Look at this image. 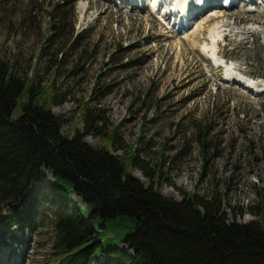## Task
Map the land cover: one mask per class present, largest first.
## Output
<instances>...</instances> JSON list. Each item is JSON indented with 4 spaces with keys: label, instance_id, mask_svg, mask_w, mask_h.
Listing matches in <instances>:
<instances>
[{
    "label": "rangeland",
    "instance_id": "obj_1",
    "mask_svg": "<svg viewBox=\"0 0 264 264\" xmlns=\"http://www.w3.org/2000/svg\"><path fill=\"white\" fill-rule=\"evenodd\" d=\"M37 1L0 5V16L6 8L12 15L11 27L0 17V55L16 59L22 72L44 85L41 98L50 101L53 87L59 90L53 109L63 117L62 131L83 127L80 106L88 102L140 151L149 169L161 167L173 182L161 186L166 195L217 192L230 219L264 224V63L252 60L264 45V0H236L233 6L191 0L195 10L187 16L177 0H77L79 37L71 47L45 40L46 8L55 0H45L44 7ZM22 9L31 20L20 27L13 17ZM29 97L25 91L14 117ZM86 139L108 143L99 135ZM133 171L150 182L140 168ZM53 190L84 209L64 180L47 184L44 194L31 189L37 195L29 211L34 226L19 220L3 230L0 264H51ZM111 221L102 234L104 248L134 228L130 217ZM103 259L101 253L93 264Z\"/></svg>",
    "mask_w": 264,
    "mask_h": 264
},
{
    "label": "trees",
    "instance_id": "obj_2",
    "mask_svg": "<svg viewBox=\"0 0 264 264\" xmlns=\"http://www.w3.org/2000/svg\"><path fill=\"white\" fill-rule=\"evenodd\" d=\"M6 1L0 0V5ZM76 1L55 0L46 8L50 32L45 40L68 47L76 43ZM37 2L44 7L45 0ZM22 10L13 17L20 27L31 20ZM0 17L12 26L9 9ZM261 46L252 59L257 64L264 63ZM18 63L0 55V221L8 226L0 229V243L3 230L19 220L34 226L29 211L37 195L29 193L31 189L44 194L47 184L64 180L84 209L53 190L48 203L53 213L51 264L99 263L101 253L100 264H264L262 222L241 221L236 215L230 219L217 192L205 196L182 190L179 199L166 195L161 186L169 181L161 167L156 172L149 169L140 151L88 102L80 106L83 127L65 133L63 117L53 109L59 90L53 87L50 101L41 98L44 85L28 70L22 72ZM25 91L30 99L24 100L23 112L14 117ZM36 94L42 99L39 104L32 101ZM86 135H99L108 143L93 145ZM136 167L150 182L134 173ZM118 217H130L134 228L104 248L102 234Z\"/></svg>",
    "mask_w": 264,
    "mask_h": 264
},
{
    "label": "bare ground",
    "instance_id": "obj_3",
    "mask_svg": "<svg viewBox=\"0 0 264 264\" xmlns=\"http://www.w3.org/2000/svg\"><path fill=\"white\" fill-rule=\"evenodd\" d=\"M133 1V3L135 4H137V2H139V3H142V1H140V0H132ZM178 2H179V4L181 5H179L177 8H179V10H181L182 12H185L186 13V16L187 15H191V12H192V10L194 9H192V8H190V6H189V4L190 3H192L191 2V0H177ZM176 1V2H177ZM212 1H216V0H212ZM232 0H227V2L228 3H230ZM246 1H248V2H251V0H246ZM196 2H197V0H196ZM204 4H207V1L206 0H203L202 1ZM254 2H257V0H254ZM234 3L235 2H233V4H231L232 6L234 5ZM237 3V2H236ZM184 6H188V7H186V8H184ZM193 7V6H192ZM207 7V6H206ZM166 9H170L169 11L168 10H166ZM164 10H166L165 11V13L166 14H169V12L171 13L172 12V9H171V5H169L168 7H165L164 8ZM195 10V9H194ZM202 10V9H201ZM196 11H200V10H196ZM189 17V16H188ZM257 87V86H256ZM259 89V88H258ZM169 194H172V195H175L176 196V193H175V191L174 190H171V192L169 193ZM93 263H96V261L95 262H92V264Z\"/></svg>",
    "mask_w": 264,
    "mask_h": 264
}]
</instances>
